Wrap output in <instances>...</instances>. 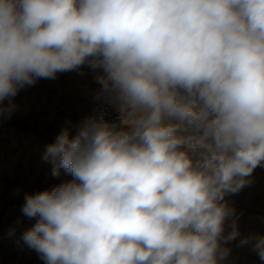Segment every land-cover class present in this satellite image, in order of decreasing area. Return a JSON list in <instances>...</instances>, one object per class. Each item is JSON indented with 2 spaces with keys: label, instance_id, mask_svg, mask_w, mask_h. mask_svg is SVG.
Masks as SVG:
<instances>
[{
  "label": "clouds",
  "instance_id": "9594fccd",
  "mask_svg": "<svg viewBox=\"0 0 264 264\" xmlns=\"http://www.w3.org/2000/svg\"><path fill=\"white\" fill-rule=\"evenodd\" d=\"M86 63L118 123L46 146L72 179L25 196L24 243L45 264H221L225 197L264 165V0H0V118ZM240 244L264 261V236Z\"/></svg>",
  "mask_w": 264,
  "mask_h": 264
},
{
  "label": "rangeland",
  "instance_id": "374dc122",
  "mask_svg": "<svg viewBox=\"0 0 264 264\" xmlns=\"http://www.w3.org/2000/svg\"><path fill=\"white\" fill-rule=\"evenodd\" d=\"M103 74V69H93L86 63L77 70L58 73L55 79H38L12 98L15 107L11 117L0 118L1 264H45L22 239L35 223L22 212L25 196L72 179L63 169L58 177L53 176V163L43 158L46 146L64 127L69 126L74 136L76 126L99 104L117 111L96 79ZM8 104L6 99L3 105ZM248 179L250 184L225 197L236 213L226 221L225 235L231 231L233 220L240 235L226 245L231 252L221 264H264L250 244H240L246 236H264V165Z\"/></svg>",
  "mask_w": 264,
  "mask_h": 264
},
{
  "label": "built area",
  "instance_id": "2783aa9c",
  "mask_svg": "<svg viewBox=\"0 0 264 264\" xmlns=\"http://www.w3.org/2000/svg\"><path fill=\"white\" fill-rule=\"evenodd\" d=\"M103 115L106 120L109 122H117L118 123V112L113 110L110 106L106 104H99L95 107L93 113L88 117L100 116ZM1 264V263H0Z\"/></svg>",
  "mask_w": 264,
  "mask_h": 264
}]
</instances>
